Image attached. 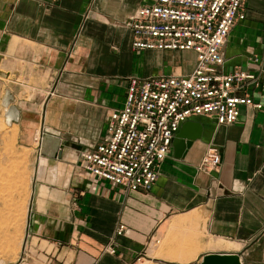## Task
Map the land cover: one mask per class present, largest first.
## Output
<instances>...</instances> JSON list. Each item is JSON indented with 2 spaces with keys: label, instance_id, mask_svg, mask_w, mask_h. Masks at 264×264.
<instances>
[{
  "label": "crops",
  "instance_id": "0c3cea01",
  "mask_svg": "<svg viewBox=\"0 0 264 264\" xmlns=\"http://www.w3.org/2000/svg\"><path fill=\"white\" fill-rule=\"evenodd\" d=\"M156 1L0 0V125L16 139L22 166L12 181L0 182V264H137L153 236L193 222L196 213L182 216L195 211L206 212L208 244L227 246L213 251L207 244L204 255L264 264V110L242 106L228 126L193 120L203 126L201 140L182 159L172 153L148 192L115 187L82 168L80 151L103 141L110 114L125 103L128 78L195 68L190 51L132 48L130 17ZM244 9L246 19L223 49L225 71L256 74L258 86L247 93L264 104V0H246ZM42 133L61 140V159L39 154ZM5 141L0 136V149ZM36 144L32 188L31 156L20 154ZM211 147L221 166L202 171ZM120 224L125 232L117 235Z\"/></svg>",
  "mask_w": 264,
  "mask_h": 264
},
{
  "label": "built area",
  "instance_id": "2783aa9c",
  "mask_svg": "<svg viewBox=\"0 0 264 264\" xmlns=\"http://www.w3.org/2000/svg\"><path fill=\"white\" fill-rule=\"evenodd\" d=\"M245 1L157 0L130 17L134 50L190 51L196 65L188 75L128 78L125 103L110 114L103 141L80 154L83 170L115 187L148 192L184 123L209 117L228 126L237 122L242 106L264 110L247 93L258 86V76L242 69L225 71L223 49L233 27L246 19ZM221 163L219 150L211 147L200 170L213 171ZM124 232L120 224L116 233ZM152 240L159 243L155 236Z\"/></svg>",
  "mask_w": 264,
  "mask_h": 264
},
{
  "label": "rangeland",
  "instance_id": "374dc122",
  "mask_svg": "<svg viewBox=\"0 0 264 264\" xmlns=\"http://www.w3.org/2000/svg\"><path fill=\"white\" fill-rule=\"evenodd\" d=\"M8 133L6 125L1 123L0 136H5L6 141L3 148L0 149V182L12 181L14 176L17 177L16 175L21 174L20 169L22 168L21 163L17 161L18 148L15 146L16 139L8 140L6 138ZM66 145L68 149L72 151H80V148L75 146L77 145L76 143L68 142ZM36 147H38V144L32 149H21L23 152L21 151L20 154V156L26 158V161H28V156H31V171L29 176H31L32 188L36 182L35 156L36 154L38 156V148L36 149ZM87 150L88 147L80 152L82 153ZM1 151L4 153L2 154ZM194 213H196V219H194L193 222L180 225V227L171 230L168 229L165 236L158 238L159 243L157 244L155 240L150 241L143 252L141 261L137 264H201L204 253L210 252L204 250L203 247L206 246L211 239L208 237L207 233L206 212L202 211L198 213L195 211L182 217H190L194 215ZM237 249H239V246H235L233 250Z\"/></svg>",
  "mask_w": 264,
  "mask_h": 264
},
{
  "label": "water",
  "instance_id": "95a60500",
  "mask_svg": "<svg viewBox=\"0 0 264 264\" xmlns=\"http://www.w3.org/2000/svg\"><path fill=\"white\" fill-rule=\"evenodd\" d=\"M203 126L199 122L184 123L173 141L176 159L184 158L194 143L201 140ZM48 144L49 147H48ZM64 146L61 140L48 133H42L40 155L51 159H61ZM201 264H243L238 254L209 253L204 255Z\"/></svg>",
  "mask_w": 264,
  "mask_h": 264
},
{
  "label": "bare ground",
  "instance_id": "6f19581e",
  "mask_svg": "<svg viewBox=\"0 0 264 264\" xmlns=\"http://www.w3.org/2000/svg\"><path fill=\"white\" fill-rule=\"evenodd\" d=\"M13 135V134H12ZM41 145V144H40ZM50 144H48L49 147ZM227 248V246L224 243H217L216 241L212 240L208 246L207 249L217 251ZM231 254V253H230Z\"/></svg>",
  "mask_w": 264,
  "mask_h": 264
}]
</instances>
